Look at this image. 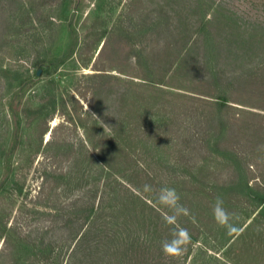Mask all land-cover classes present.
Listing matches in <instances>:
<instances>
[{"label":"rangeland","instance_id":"rangeland-1","mask_svg":"<svg viewBox=\"0 0 264 264\" xmlns=\"http://www.w3.org/2000/svg\"><path fill=\"white\" fill-rule=\"evenodd\" d=\"M165 185L188 209L179 258L161 251ZM16 246L264 264V0H0V264Z\"/></svg>","mask_w":264,"mask_h":264},{"label":"clouds","instance_id":"clouds-1","mask_svg":"<svg viewBox=\"0 0 264 264\" xmlns=\"http://www.w3.org/2000/svg\"><path fill=\"white\" fill-rule=\"evenodd\" d=\"M145 193L155 191L151 185L143 186ZM156 203L167 210L162 217L164 223L171 228V239H166L161 244L162 253L169 258H179L184 255L191 243V234L188 229L179 225L181 216L188 215V209L181 203V197L175 188L163 186L156 192ZM212 215L216 224L224 228L229 235L237 233L240 229L234 223L239 217L225 207L224 199L217 196L212 205Z\"/></svg>","mask_w":264,"mask_h":264},{"label":"trees","instance_id":"trees-1","mask_svg":"<svg viewBox=\"0 0 264 264\" xmlns=\"http://www.w3.org/2000/svg\"><path fill=\"white\" fill-rule=\"evenodd\" d=\"M24 248H28V245L24 246ZM33 249H31L34 252L28 251V250H24L21 249L19 247H15L14 250L9 251V253L11 252V257H12V262L11 264H39L38 262H36L35 260L31 259L32 256L33 257H37L38 259L41 256H46L48 258V262L46 264H57V263H51V259H52V255L55 251V249L52 247H50V249H41L37 252V250H35V247H32ZM4 254L3 251H0V257ZM76 252H72L71 253V257L75 258ZM59 264H76L74 263L71 259L69 261H66V263H59Z\"/></svg>","mask_w":264,"mask_h":264}]
</instances>
